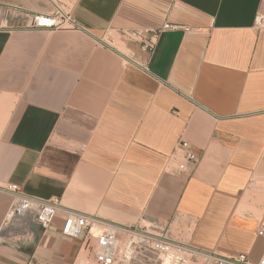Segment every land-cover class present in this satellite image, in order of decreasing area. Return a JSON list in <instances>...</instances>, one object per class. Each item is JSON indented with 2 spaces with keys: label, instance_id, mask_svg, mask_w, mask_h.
I'll return each instance as SVG.
<instances>
[{
  "label": "crops",
  "instance_id": "0c3cea01",
  "mask_svg": "<svg viewBox=\"0 0 264 264\" xmlns=\"http://www.w3.org/2000/svg\"><path fill=\"white\" fill-rule=\"evenodd\" d=\"M75 28H36L20 11ZM264 0H0V264H74L66 209L155 221L207 252L257 261L264 236ZM168 22L155 52L121 31ZM187 27L188 30L184 28ZM134 55L149 71L124 56ZM183 141L198 159L174 174ZM12 184L61 208L4 219Z\"/></svg>",
  "mask_w": 264,
  "mask_h": 264
},
{
  "label": "built area",
  "instance_id": "2783aa9c",
  "mask_svg": "<svg viewBox=\"0 0 264 264\" xmlns=\"http://www.w3.org/2000/svg\"><path fill=\"white\" fill-rule=\"evenodd\" d=\"M54 11L51 15L20 11L27 18V25L36 28L71 29L77 25L70 15L57 3L53 2ZM255 27L264 26V12H260L254 22ZM180 28L179 25L165 22L152 28L123 29L124 40L133 41L150 53L156 50L160 35L166 30ZM188 30L187 27L184 28ZM125 55V54H124ZM126 63H132L149 71L147 63H142L134 55L124 56ZM178 157L174 174H182L188 164L197 162V155L188 149L183 141L177 144ZM15 197L9 207L4 225L22 214H32L35 222L48 227L61 208L60 199L52 197L42 199L22 192L17 185L6 188ZM62 232L69 237L82 239L81 251L87 250L91 258L80 264H131L141 248L150 249L158 259L167 264H188L191 259L202 255L206 264H264V251L257 261H251L244 254L226 255L219 252H207L191 244L175 238L168 229L155 221H141L133 224H117L98 220L96 217L75 210L66 209L63 216ZM258 235L264 236V211L259 217L256 229ZM27 264H41L31 260Z\"/></svg>",
  "mask_w": 264,
  "mask_h": 264
},
{
  "label": "rangeland",
  "instance_id": "374dc122",
  "mask_svg": "<svg viewBox=\"0 0 264 264\" xmlns=\"http://www.w3.org/2000/svg\"><path fill=\"white\" fill-rule=\"evenodd\" d=\"M80 257H83L84 259H87V257L91 258L87 250H82L74 264H80ZM163 262L158 259L155 253L150 249L141 248L138 254L133 258L131 264H162ZM188 264H206L205 257L198 254V256L191 259Z\"/></svg>",
  "mask_w": 264,
  "mask_h": 264
},
{
  "label": "bare ground",
  "instance_id": "6f19581e",
  "mask_svg": "<svg viewBox=\"0 0 264 264\" xmlns=\"http://www.w3.org/2000/svg\"><path fill=\"white\" fill-rule=\"evenodd\" d=\"M81 258V257H80ZM80 260V263H82V262H86V259H84L83 257L81 258V259H79ZM163 262V261H162ZM162 264H167V262L166 261H164Z\"/></svg>",
  "mask_w": 264,
  "mask_h": 264
}]
</instances>
